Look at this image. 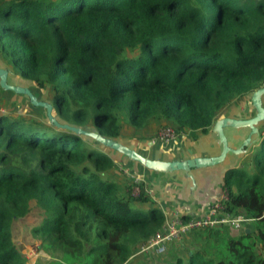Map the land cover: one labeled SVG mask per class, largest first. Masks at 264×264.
I'll return each instance as SVG.
<instances>
[{
	"label": "trees",
	"instance_id": "1",
	"mask_svg": "<svg viewBox=\"0 0 264 264\" xmlns=\"http://www.w3.org/2000/svg\"><path fill=\"white\" fill-rule=\"evenodd\" d=\"M0 58L48 90L61 123L115 141L152 126V136L205 134L264 85V0H0ZM106 151L28 116L0 117V264H27L12 229L33 212L45 264H126L162 229L164 215L142 187L134 197L133 183L115 179ZM222 190L226 212L252 219L249 232L201 228L142 256L264 264V138Z\"/></svg>",
	"mask_w": 264,
	"mask_h": 264
},
{
	"label": "crops",
	"instance_id": "2",
	"mask_svg": "<svg viewBox=\"0 0 264 264\" xmlns=\"http://www.w3.org/2000/svg\"><path fill=\"white\" fill-rule=\"evenodd\" d=\"M0 68L8 70L7 80L11 81L9 84L26 87L34 96L37 95L38 91L34 89V84L13 74L1 58ZM262 106L264 108V96L262 97ZM28 110L32 111L33 106H31L27 97L0 88V116L10 115L15 117L20 114L18 112H24V115L20 114L19 117H26L29 115ZM254 115L255 111L250 103V95H247L227 105L219 118L249 119ZM151 128L153 129L143 132V138L140 135L134 137L132 131L127 129L128 131L122 134L117 141L147 159L158 161L215 157L221 151L218 137L213 133L212 127L205 134L198 131L178 134L174 140L169 142L160 141L156 134L152 136L155 126ZM257 129L259 135L252 137L254 142L245 154H227L222 163L203 169H194L189 173L180 171L156 173L126 159L121 154L113 151H106V153L117 165L118 172L115 179L120 184L129 183L133 179L138 180L145 193L152 199L165 219H168L174 212L180 213L185 218L197 217L204 214L208 207L212 206L219 198L225 173L228 170L240 168L244 159L249 157L259 146L260 141L264 138V121L257 125ZM223 132L228 145L236 149L247 137L249 130L225 128ZM128 173L134 177H128ZM124 176L127 177L124 178ZM148 208L143 207V210ZM243 231L249 232L250 229L244 227ZM232 235L237 234L232 233Z\"/></svg>",
	"mask_w": 264,
	"mask_h": 264
},
{
	"label": "water",
	"instance_id": "3",
	"mask_svg": "<svg viewBox=\"0 0 264 264\" xmlns=\"http://www.w3.org/2000/svg\"><path fill=\"white\" fill-rule=\"evenodd\" d=\"M8 70L0 68V88L5 91H11L18 95L27 97L29 103L34 107H40L45 110L46 118L49 125L73 133L76 136L86 137L98 143L100 146L115 151L123 155L126 159L136 162L144 168L156 173H172L184 172L189 173L194 169H203L207 167L216 166L222 163L227 154L241 155L245 154L249 147L253 144L252 137L259 135L257 125L264 121V108L262 106V97L264 96V85L250 94V103L255 111V115L249 119H233L222 117L215 120L212 125V131L218 137L219 145L221 146L220 153L215 157H194L185 160H172V161H158L147 159L134 150L122 145L121 143L102 137L99 133L94 131H87L85 129L70 126L59 122L54 114L52 105L46 101H39L31 91L26 87L15 86L7 82ZM225 128L232 129H248L247 137L242 141L241 145L234 149L228 145L227 139L223 130Z\"/></svg>",
	"mask_w": 264,
	"mask_h": 264
},
{
	"label": "built area",
	"instance_id": "4",
	"mask_svg": "<svg viewBox=\"0 0 264 264\" xmlns=\"http://www.w3.org/2000/svg\"><path fill=\"white\" fill-rule=\"evenodd\" d=\"M157 137L162 142H169L175 139L176 134L171 128H163L158 131ZM131 182L133 183L132 195L137 197L142 186L138 180L133 179ZM227 200V194L222 190L217 201L200 216L185 218L178 212L172 213L168 219H165L162 229L156 232L146 243H143L137 253L162 255L168 244L179 243L183 236L201 228L226 227L231 233L240 234L246 224L252 222V219L243 214L226 212L225 203Z\"/></svg>",
	"mask_w": 264,
	"mask_h": 264
},
{
	"label": "rangeland",
	"instance_id": "5",
	"mask_svg": "<svg viewBox=\"0 0 264 264\" xmlns=\"http://www.w3.org/2000/svg\"><path fill=\"white\" fill-rule=\"evenodd\" d=\"M7 82L9 84L11 81L7 80ZM37 93L38 96L40 97V100L49 102V94L47 89L38 91ZM18 113L23 114L24 112H18ZM28 114H29L28 117L31 118L32 120L34 121L36 120L38 121V123L41 124H45V125L48 124V120L46 118L44 109L33 106V110L32 111L28 110ZM19 115H16L15 117H11L10 115H3V116L1 115L0 117H3L4 119L19 118ZM128 175H129L128 177H134L133 175L130 176V173H128ZM126 177L127 176H124V178ZM143 212H146V210H144ZM34 215L37 216L36 213L33 212L32 216H29L20 221H16L14 223L12 229L13 242L19 245L18 247L21 249V254L26 258L25 260L27 264H45L46 262L50 261L49 255H47L40 249L37 250L36 247L34 248V246L38 245V242L37 240H34L30 235L31 227L38 222L37 218H35ZM250 226L252 227L253 223L250 224ZM185 236H183L182 239ZM144 256L138 253L133 254L130 256L126 264H157L158 258H151L148 260L144 258Z\"/></svg>",
	"mask_w": 264,
	"mask_h": 264
}]
</instances>
